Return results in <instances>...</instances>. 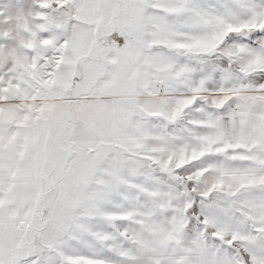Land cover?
I'll return each instance as SVG.
<instances>
[{"label": "snow or ice", "instance_id": "1", "mask_svg": "<svg viewBox=\"0 0 264 264\" xmlns=\"http://www.w3.org/2000/svg\"><path fill=\"white\" fill-rule=\"evenodd\" d=\"M0 264H264V0H0Z\"/></svg>", "mask_w": 264, "mask_h": 264}]
</instances>
